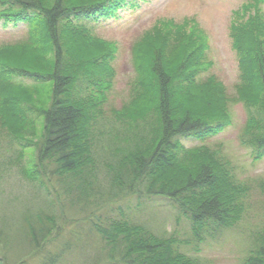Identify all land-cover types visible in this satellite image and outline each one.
Segmentation results:
<instances>
[{
    "label": "trees",
    "instance_id": "obj_1",
    "mask_svg": "<svg viewBox=\"0 0 264 264\" xmlns=\"http://www.w3.org/2000/svg\"><path fill=\"white\" fill-rule=\"evenodd\" d=\"M133 3L0 0V22H24L29 33L25 40L0 46V128L20 146L35 148L32 167L22 173L37 190L45 189L39 177L46 171L60 187L55 198L43 195V210L29 206L16 219L1 213L0 264H60L74 252L75 264H200L175 237L126 219L121 210L118 215L100 210L87 218L86 209H99L106 192L160 199V208L188 220L198 243L204 232L219 234L243 218L249 186L235 177L230 161L206 143L187 147L179 140L203 141L229 122L223 85L212 76L197 78L205 44L188 40L163 48L159 36L146 54L140 47L134 92L121 109L112 108L103 118L102 104L113 84L114 43L87 24L114 17ZM263 3L245 0L231 21L232 45L242 65L235 89L249 110L242 140L255 159L264 156ZM98 43L105 48L95 49ZM15 77L30 79L31 88L16 85ZM37 86H47L48 95L41 97ZM9 89L18 93L11 95ZM54 200L62 213L79 215L65 231L70 218L58 217ZM81 221H87L93 238ZM246 236L239 264H264V221Z\"/></svg>",
    "mask_w": 264,
    "mask_h": 264
},
{
    "label": "rangeland",
    "instance_id": "obj_2",
    "mask_svg": "<svg viewBox=\"0 0 264 264\" xmlns=\"http://www.w3.org/2000/svg\"><path fill=\"white\" fill-rule=\"evenodd\" d=\"M244 1L134 0L133 5L127 4L121 7L116 16L101 19L94 26L87 24L96 36L114 43L115 54L110 62L114 73L113 84L102 104L104 119H108L112 108L121 109L134 92L133 82L137 77L134 67L135 56L140 47L141 53L146 54L149 42L159 36H162V39L159 40L158 45L163 48H174L175 44L188 40L205 44V64L198 65L200 69H198L197 78L206 79L212 76L223 85L224 96L228 99L229 122L224 128L203 141L192 136L179 137V140L187 147L206 143L211 148H217L218 153L230 161L235 177L249 186L248 194L244 199L243 218L239 224L219 234L212 235L204 232L203 241L198 243L190 232L188 220L185 217H178L175 212L165 206L160 208V203L163 206L160 199L136 200L124 197L122 194L113 197L114 195L110 192L103 194L105 198L100 203L102 207L97 209L90 206L86 209L84 214L87 218L94 217L100 210H104L109 215H118L121 210L128 216L125 217L126 219L131 218L144 223L156 233L175 237L182 243L180 247L183 251L191 255L197 254L200 264L240 263L248 245L247 233L264 221L262 209L264 194L261 191V187L264 186V156L259 159L253 158L252 149L242 140L249 110L245 106L244 99L235 89L242 65L238 55L240 51L238 52L232 45L231 21L234 11L238 10ZM262 8L264 9V3ZM170 22L173 25H181L182 28L169 27ZM28 34L27 24L24 22L18 24L0 22V46L25 40ZM104 48L101 43L95 45L97 50ZM194 61L195 59H192V62ZM203 65L205 68H201ZM12 80L16 85L21 83L28 88L32 86L30 79L27 78L15 77ZM37 87L42 89V86ZM46 89H42L41 97L48 95L47 86ZM10 92L11 95L18 93L17 90ZM214 92L215 90L211 91V93ZM5 131L0 128V134ZM16 142L6 133L0 137V215L4 212L9 219L22 218L24 208L29 206L34 210H43L42 197L49 195L55 198L57 194H60V187L52 177H48L47 171L39 177L45 188L41 191L35 188L36 182L33 183L24 176L22 171L30 169L33 165L31 163L35 148L33 146L25 148ZM18 153L22 159L17 161ZM106 183L102 181V187H106ZM105 189L109 190V188ZM34 199H40V201ZM53 202L58 217L70 218L62 226L65 231L71 224L74 225L71 219L79 215L68 210L64 214L60 211L56 200ZM79 223L89 237L93 238L88 231L87 221ZM65 233L63 236L60 235V242L65 239ZM66 256L65 260L59 261L60 264H75L78 256L76 252Z\"/></svg>",
    "mask_w": 264,
    "mask_h": 264
}]
</instances>
